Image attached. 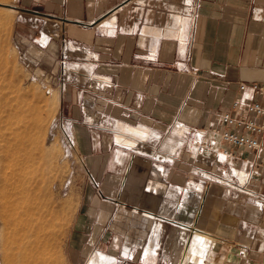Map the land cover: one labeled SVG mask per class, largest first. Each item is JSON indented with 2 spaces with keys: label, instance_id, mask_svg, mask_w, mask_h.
<instances>
[{
  "label": "crops",
  "instance_id": "obj_1",
  "mask_svg": "<svg viewBox=\"0 0 264 264\" xmlns=\"http://www.w3.org/2000/svg\"><path fill=\"white\" fill-rule=\"evenodd\" d=\"M16 9L19 54L59 87L91 183L66 264H264V153L229 161L211 132L251 99L239 84L264 83V0Z\"/></svg>",
  "mask_w": 264,
  "mask_h": 264
},
{
  "label": "rangeland",
  "instance_id": "obj_2",
  "mask_svg": "<svg viewBox=\"0 0 264 264\" xmlns=\"http://www.w3.org/2000/svg\"><path fill=\"white\" fill-rule=\"evenodd\" d=\"M18 1H0V11L16 9ZM14 21L12 28L0 24V147L19 138L24 150L17 148L16 155L27 153L29 160L24 165L17 157L0 160V264H66L71 230L79 226L83 200L92 193L74 138L79 125L63 117L59 87L23 62ZM33 204L39 205L38 215Z\"/></svg>",
  "mask_w": 264,
  "mask_h": 264
},
{
  "label": "built area",
  "instance_id": "obj_3",
  "mask_svg": "<svg viewBox=\"0 0 264 264\" xmlns=\"http://www.w3.org/2000/svg\"><path fill=\"white\" fill-rule=\"evenodd\" d=\"M238 90L240 94L249 93L250 100L242 97L231 103L229 111L219 116L220 128L212 129L213 134L220 135L222 149L215 154L225 159L237 160V152L264 153V83H241ZM203 144L197 143L200 151ZM258 167L264 165L261 157Z\"/></svg>",
  "mask_w": 264,
  "mask_h": 264
},
{
  "label": "bare ground",
  "instance_id": "obj_4",
  "mask_svg": "<svg viewBox=\"0 0 264 264\" xmlns=\"http://www.w3.org/2000/svg\"><path fill=\"white\" fill-rule=\"evenodd\" d=\"M0 1H4V2H10L11 0H0ZM18 11H16V9H15V7L14 6H11L10 8H6V11H0V24L2 25V26H4V29H5V27H8V28H10L11 26H12V24H13V21H14V14L15 13H17ZM1 26V27H2ZM10 26V27H9ZM6 29L5 31H9V29ZM12 28V27H11ZM7 31V32H8ZM3 32V31H2ZM4 33V32H3ZM6 34V33H5ZM2 44V43H1ZM2 49V48H1ZM4 51V50H3ZM6 53V52H5ZM2 54V53H1ZM5 59H6V57H4ZM5 67V66H4ZM3 67V68H4ZM8 70V69H7ZM6 70V71H7ZM5 71V72H6ZM4 77V76H3ZM8 82V81H7ZM8 85V84H7ZM9 86V85H8ZM9 89V88H8ZM9 91V90H8ZM7 94V93H6ZM11 94V93H10ZM8 96V95H7ZM4 97V96H3ZM2 97V98H3ZM57 97V96H56ZM1 98V100L3 101V99ZM9 98V97H8ZM8 98H7V101H8ZM59 98H57V100H58ZM56 100V99H55ZM56 100V102H58ZM8 103H9V101H8ZM1 104V103H0ZM4 104H6V102L4 103ZM22 113V112H21ZM21 116V115H20ZM19 116V117H20ZM22 117V116H21ZM20 117V118H21ZM18 119V118H17ZM19 120V119H18ZM16 122V121H15ZM15 124V123H14ZM120 128H122L123 130H125L126 128L125 127H122V125H121V127ZM10 129V128H9ZM12 130V129H11ZM137 130V129H136ZM135 131V130H134ZM136 132V131H135ZM134 132V133H135ZM12 133V132H11ZM133 133V134H134ZM137 133H138V131H137ZM135 135V134H134ZM139 135V134H138ZM3 137V136H2ZM25 137V136H24ZM24 137L22 138V139H24ZM25 138H27V137H25ZM25 141H28V138H27V140H25ZM7 143L5 144V145H1V147H0V160L2 159H6V161H8L7 159H9V158H12V160H13V158H16L17 157V159L16 160H18L17 162H18V164H25L26 162H28V157H27V153H25L26 154V156L25 157H21V156H17L16 155V149L18 148L19 150H24V148H22L23 146H24V141H21V139L19 140V138H18V140H17V138L15 139V140H13V141H6ZM29 142V141H28ZM31 143V142H30ZM32 144V143H31ZM31 144H29V146L31 145ZM33 145V144H32ZM22 148V149H20V148ZM26 149H27V147H26ZM18 150V151H19ZM30 157V156H29ZM35 158V157H34ZM34 158L33 159H31V160H33L34 161ZM16 162V163H17ZM33 163V162H32ZM31 164V163H30ZM16 165V164H15ZM22 165V166H23ZM27 165V164H26ZM14 166V165H13ZM24 167H26V166H23L22 168L24 169ZM21 168V167H20ZM33 187V186H32ZM34 189H35V187H34ZM40 189V188H39ZM42 190V189H41ZM35 192H37V191H35ZM34 192V193H35ZM39 193V192H38ZM41 193V192H40ZM37 196V195H36ZM46 197V196H45ZM36 199H37V197H36ZM34 202V201H33ZM36 202V201H35ZM42 202V201H41ZM46 202H48V205H49V201H46ZM37 203L39 204V202L37 201ZM44 203V202H43ZM46 204V203H45ZM9 205V204H8ZM11 205V204H10ZM36 205V204H35ZM32 206V205H31ZM39 205H36V206H34V204H33V207H32V209L31 210H33L32 212H34V214L33 215H38V213L39 212H41V210H39L40 208L38 207ZM43 205L41 204V209L42 210H44L43 209V207H42ZM47 206V205H46ZM45 206V207H46ZM6 207H7V205H6ZM14 207H16V206H14ZM17 208V207H16ZM49 208V207H48ZM7 209H9V208H7ZM18 209V208H17ZM16 209V210H17ZM46 209V208H45ZM11 210V209H10ZM12 210H13V208H12ZM14 211H15V209H14ZM9 212V211H8ZM19 213V212H18ZM9 214V213H8ZM41 214V213H40ZM40 214H39V216H40ZM15 215H16V213H15ZM15 215H14V217H15ZM4 217H5V215H4ZM10 217H12V216H10ZM7 220H8V218H7ZM6 221V220H5ZM9 221H10V219H9ZM6 224V223H5ZM39 228L36 230V235L39 233ZM197 232V231H196ZM196 234V233H195ZM202 234V233H201ZM201 234H196L197 235V238L199 239L198 241V243H199V246L201 247V250L202 251H206V249H208V248H210V247H208L209 246V242H210V238L209 237H207V236H204V235H201ZM195 247V246H194ZM198 247V246H197ZM200 250V249H199ZM209 250V249H208ZM194 251V250H193ZM188 252V251H187ZM191 252V251H190ZM199 252H201V251H199ZM195 254V253H194ZM206 255V254H205ZM193 253L191 252V253H189L188 252V254H187V256H186V260H190V259H192L193 257ZM199 257V256H198ZM197 258V257H196ZM203 258V257H202ZM194 261H195V259H194ZM191 262H192V260H191ZM199 262V261H198Z\"/></svg>",
  "mask_w": 264,
  "mask_h": 264
}]
</instances>
